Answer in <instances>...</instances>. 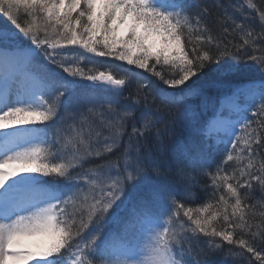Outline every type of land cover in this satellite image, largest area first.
I'll use <instances>...</instances> for the list:
<instances>
[{"label":"snow or ice","instance_id":"obj_1","mask_svg":"<svg viewBox=\"0 0 264 264\" xmlns=\"http://www.w3.org/2000/svg\"><path fill=\"white\" fill-rule=\"evenodd\" d=\"M0 17V264H264V0H0ZM213 65L224 101L202 120L188 101L207 105ZM173 165L207 178L202 202Z\"/></svg>","mask_w":264,"mask_h":264},{"label":"trees","instance_id":"obj_2","mask_svg":"<svg viewBox=\"0 0 264 264\" xmlns=\"http://www.w3.org/2000/svg\"><path fill=\"white\" fill-rule=\"evenodd\" d=\"M187 2L192 3V4L209 5V6H212L215 4V0H187ZM220 2L222 4H227L228 0H220ZM254 3H257L258 6H260V0H254ZM215 11H216V9L213 8V12H215ZM1 19H2V17H0V23H1ZM256 23L258 26V23H259L258 20ZM251 67L254 68L255 66H251ZM214 68H215V65L206 69L205 76L200 81V84L203 86L205 95L207 97V105L212 106V108H215V106L218 105L220 98L224 95V89L223 88L214 86L212 84V81L216 79V77L213 73ZM249 75L252 77H258L259 72L253 71V72L249 73ZM196 100H198L199 105H200L199 107H201L202 106L201 104L203 102V97H198ZM175 112H176V114L178 113V111H175ZM152 143L153 142L150 141V144H152ZM171 145H172V142H171ZM222 155H223V146H221V148L215 153V160L217 163L222 158ZM165 162L172 163L171 154H168L165 158L162 159L161 163L163 164ZM192 176L194 177V179H192V180L185 179L183 181H178V178L175 175V165H173V171H172V173H170L168 175V179L177 183L178 188L182 192L184 191V189L186 187L191 185V191L193 193H195V195L199 199L198 200H188L185 202L190 204V206H196L198 203L202 202L205 199L207 192L211 191V189L202 190L203 186L208 184V180L203 174H201L199 172H195V173H192ZM146 191H147V189H145V192ZM252 196L254 197V200H252L250 202L257 203V207H256L255 211L257 213L264 211V207L260 206V202H264V193H262L260 191L258 186H254ZM201 246H203L202 243H201ZM227 251H228V248H227V246H225L224 252L227 253ZM208 259L210 261V264H221V256L220 255L209 256Z\"/></svg>","mask_w":264,"mask_h":264},{"label":"rangeland","instance_id":"obj_3","mask_svg":"<svg viewBox=\"0 0 264 264\" xmlns=\"http://www.w3.org/2000/svg\"><path fill=\"white\" fill-rule=\"evenodd\" d=\"M2 22H4V18H3V17H2V19H1V23H2ZM41 59H42V57H41ZM100 59H104V58H100ZM126 67H128V68H133V70H134V71H137V72H141V71H142V70H139V69H135V68L132 67V66H126ZM190 100H191V99H190ZM190 100L188 101V103L192 105V102H191ZM223 101H224V99L221 101V103H222ZM197 104H198V101L195 100V101H194L195 108H196ZM201 105H204L203 102H202ZM205 109H206V107L203 108V109L201 110V112H200V113H201V119L203 118L204 115L207 114V113H205ZM207 111H208V110H207ZM208 112H210V111H208ZM168 117H172V118H173V117H177V118H179V116H177L176 113H174V112H172V113H170V114H166V120H167ZM173 139H174V138H173Z\"/></svg>","mask_w":264,"mask_h":264},{"label":"bare ground","instance_id":"obj_4","mask_svg":"<svg viewBox=\"0 0 264 264\" xmlns=\"http://www.w3.org/2000/svg\"><path fill=\"white\" fill-rule=\"evenodd\" d=\"M172 121H178V118L177 117H173V118L172 117H168L167 120H166V122L169 123V124H171ZM177 132H178V130H177ZM172 139H166V143L171 145Z\"/></svg>","mask_w":264,"mask_h":264}]
</instances>
